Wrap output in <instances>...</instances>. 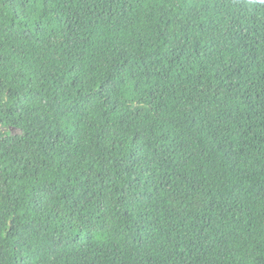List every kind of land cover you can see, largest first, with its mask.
<instances>
[{"label": "trees", "instance_id": "1", "mask_svg": "<svg viewBox=\"0 0 264 264\" xmlns=\"http://www.w3.org/2000/svg\"><path fill=\"white\" fill-rule=\"evenodd\" d=\"M0 264H264V0H0Z\"/></svg>", "mask_w": 264, "mask_h": 264}, {"label": "water", "instance_id": "2", "mask_svg": "<svg viewBox=\"0 0 264 264\" xmlns=\"http://www.w3.org/2000/svg\"><path fill=\"white\" fill-rule=\"evenodd\" d=\"M7 129L6 128H3V131H6ZM12 131L14 132V130L12 129Z\"/></svg>", "mask_w": 264, "mask_h": 264}]
</instances>
